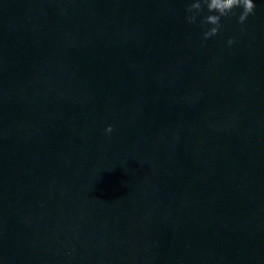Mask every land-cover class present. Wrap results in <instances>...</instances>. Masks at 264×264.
<instances>
[{
  "label": "clouds",
  "instance_id": "1",
  "mask_svg": "<svg viewBox=\"0 0 264 264\" xmlns=\"http://www.w3.org/2000/svg\"><path fill=\"white\" fill-rule=\"evenodd\" d=\"M205 8L210 14L204 16L200 24L205 28L203 31V39L207 40L220 32L223 27L221 23L222 17L228 16L233 12V9L240 8L242 11L237 18V22L243 25L250 15L255 14L256 4L254 0H193L186 9L188 13L186 16L187 22L189 24L195 23L197 16L202 13ZM208 25H211V27H207ZM227 43L228 45H232L235 43V39L230 38ZM104 131L106 134H110L113 131V126L108 125Z\"/></svg>",
  "mask_w": 264,
  "mask_h": 264
}]
</instances>
